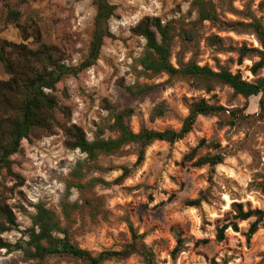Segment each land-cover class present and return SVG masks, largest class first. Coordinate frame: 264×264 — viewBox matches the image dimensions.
<instances>
[{"label": "rangeland", "instance_id": "374dc122", "mask_svg": "<svg viewBox=\"0 0 264 264\" xmlns=\"http://www.w3.org/2000/svg\"><path fill=\"white\" fill-rule=\"evenodd\" d=\"M20 12V24L35 23L41 41L59 49L67 66L77 67L86 57L95 7L90 0H8ZM114 5L108 21L112 38L105 39L98 60L74 76L62 79L54 94L63 116L60 124L80 127L91 141L98 127L110 124L106 107L129 109L130 129L157 131L179 130L192 101L223 107L215 116H198L191 131L172 144L154 142L145 149L144 160L136 165V148L126 146L120 154L102 156V170L88 173L80 183L99 179L83 190L69 189L70 202L92 199V208H84L64 223L72 243L92 255L102 251H121L131 239V231L152 253L153 264H264V221L257 231L247 236L250 218L234 219L235 207L243 211L264 210V108L261 94L247 99L235 95L226 85L212 83V91L191 79L160 75L147 79L138 74L137 59L144 40L131 29L144 17H156L162 23L179 20V27L193 33L192 40L177 34L172 40L170 62H192L212 71L226 69L253 83L264 80V66L252 72L262 48L251 30L244 26L225 24L249 23L251 18L264 27V0H204L213 5L216 17L223 24L209 21L192 24L196 19L192 0H107ZM216 36L220 42L208 45L207 38ZM0 38L14 43L35 45L20 38L13 26L3 27L0 6ZM245 55L240 57V50ZM0 79L7 75L0 65ZM135 85L153 88L133 96L126 90ZM165 106L161 117L150 121L157 105ZM234 111V114L231 113ZM68 119V120H67ZM68 121V123L66 122ZM115 134L104 131L103 138ZM63 135L22 140L21 149L10 157L11 173L0 176V197L15 218V226L0 237L9 244L26 239L31 227L34 206L42 204L60 216V201L73 182L70 172L85 156L78 150L63 146ZM203 141V144L201 142ZM195 149L193 158L185 156ZM221 155L222 163L196 167L197 158ZM129 175L115 180L121 169ZM16 175L23 180L19 186ZM198 200L197 206L190 202ZM228 227L221 241L216 240L219 227ZM177 249V250H175ZM0 264H37L25 261L20 251L0 250ZM42 264H88L66 256H49ZM101 264H146L142 257L131 254Z\"/></svg>", "mask_w": 264, "mask_h": 264}, {"label": "trees", "instance_id": "16d2710c", "mask_svg": "<svg viewBox=\"0 0 264 264\" xmlns=\"http://www.w3.org/2000/svg\"><path fill=\"white\" fill-rule=\"evenodd\" d=\"M95 7V14L92 22V30L88 45L87 55L77 66H67L63 62L59 49L52 45H46L41 41L39 29L35 23L20 24V12L12 6L8 0H0L3 27L11 25L19 31L20 38L35 45L34 48L28 44L14 43L0 38V65L7 75L6 80L0 79V176L4 170L11 173L10 157L18 153L21 149V141L40 139L55 135L56 129H60L63 135V146L68 150H78L85 158L77 161L74 169L70 172L73 182L66 189L60 201V216L45 208L42 204L34 206L35 214L31 218V227L24 235L26 239H19L14 244L5 242L0 237V250L6 252L20 251L25 257V261H36L37 264L45 262L49 256H66L76 260H82L88 264H101L105 261L126 258L131 254H137L143 258L146 264H153L152 253L140 242L139 236L131 231L130 242L121 251H102L92 255L87 250H83L72 243L69 239V232L64 223L70 221V217L75 212H80L84 208H92V199L83 198L82 203L70 202L68 199L69 189L75 188L80 195L89 186L91 179L80 183L91 172L102 170L98 165V159L102 156H112L120 154L126 146L133 145L136 148V165L144 160L145 149L154 142H166L172 144L181 140L187 135L198 116H215L223 113V107L206 103L200 99L192 101L187 107V116L181 123L179 130H152L140 128L134 133L127 119L132 114L129 109L117 110L113 107H106L109 112L110 124L98 127L94 133V138L89 141L84 131L73 124H60L56 113L63 116L65 108H61L58 99L54 94L56 85L67 76H74L85 70L98 60L103 41L112 38L108 28V21L114 15L115 7L107 0H90ZM191 9L196 14L192 24L209 21L214 24H223L215 15L213 5L209 1L192 0ZM179 20L171 19L164 23L156 17L142 18L130 31L132 35L144 40V48L139 58L137 66L138 74L147 79L160 75L169 78H187L204 86L205 92H211V84L219 83L229 87L235 95H240L247 99L261 94L260 104L264 108V80L258 79L253 83L241 79L240 75L232 74L226 69L212 71L206 66H198L195 63L178 62L174 67L170 62L172 40L177 34H181L188 40L194 38L189 30L177 27ZM228 27L244 26L251 30L256 36L262 50L257 52L259 60L254 63L252 72L264 66V27L258 20L251 18L249 23L225 24ZM220 42L218 37L207 38L208 45ZM245 49L240 50V57L245 55ZM133 91V87H127L129 94L137 96L151 90L149 85L138 86ZM165 106L157 105L150 113V121L163 115ZM234 114V111H231ZM68 120V119H67ZM66 122L68 123V121ZM114 133V137L103 138L104 131ZM203 144V141L201 142ZM195 153V149L185 156L186 161H190ZM221 155H204L196 159L193 163L196 167H214L222 163ZM129 175V169L122 168L121 174L115 180L119 182ZM19 186L23 180L16 175ZM198 200L190 202V206H197ZM234 219L245 221L254 218L247 229V236H252L258 229L260 222L264 221V210L243 211L239 204L234 205ZM15 226V218L10 209L0 197V235L12 230ZM231 227L237 230L236 222L222 225L216 233V240L223 239V233ZM177 250V249H175Z\"/></svg>", "mask_w": 264, "mask_h": 264}]
</instances>
